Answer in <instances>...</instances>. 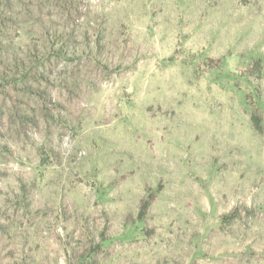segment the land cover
Segmentation results:
<instances>
[{
  "label": "rangeland",
  "instance_id": "obj_1",
  "mask_svg": "<svg viewBox=\"0 0 264 264\" xmlns=\"http://www.w3.org/2000/svg\"><path fill=\"white\" fill-rule=\"evenodd\" d=\"M0 264H264V0H0Z\"/></svg>",
  "mask_w": 264,
  "mask_h": 264
}]
</instances>
